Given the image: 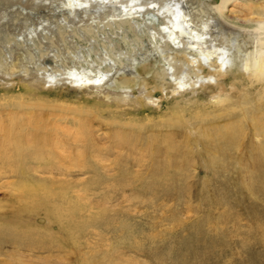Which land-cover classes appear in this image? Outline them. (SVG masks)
<instances>
[{"label": "rangeland", "instance_id": "rangeland-1", "mask_svg": "<svg viewBox=\"0 0 264 264\" xmlns=\"http://www.w3.org/2000/svg\"><path fill=\"white\" fill-rule=\"evenodd\" d=\"M66 1L0 0V53L24 51L14 40L28 22L96 27L115 14L75 15ZM109 42L67 36L32 61L58 73L127 54ZM47 73L0 79V264H264V133L252 129L264 108L236 87L204 106L195 96L216 87L148 89L139 107L131 87L53 84Z\"/></svg>", "mask_w": 264, "mask_h": 264}, {"label": "bare ground", "instance_id": "bare-ground-1", "mask_svg": "<svg viewBox=\"0 0 264 264\" xmlns=\"http://www.w3.org/2000/svg\"><path fill=\"white\" fill-rule=\"evenodd\" d=\"M162 1L67 0L65 3L69 11L75 15L91 10L101 15V10L109 7L113 8L115 14L112 13L113 18L109 22L96 27L79 28L65 20L54 22V25L51 22H40L38 25L37 22H28L32 28L14 40L24 51H19V48L11 44L5 54L0 53V79L33 76V79L39 81L41 74L48 72V81L53 84L67 81L78 88H98L104 85L131 87L137 92L133 103L139 107L148 98L145 94L148 89L180 92L216 87L215 91L204 97L195 96L194 101L207 105L226 101L228 90L236 87L245 92L242 100L246 105L259 106L262 110L264 0H260L263 2L261 4L257 0H212L211 3ZM230 4L246 6L247 11H242L245 15L236 14L230 18L227 14L232 11L228 9ZM6 28L4 30L8 31ZM87 34L96 36L99 41L109 39L111 47H117L118 38L127 45V54L119 57L112 55L105 58V61H97L91 58L92 55L90 59L83 58V61L72 58L69 65L64 63L66 70L58 73L49 70L45 64L32 61L33 56L43 55L47 43L53 44L57 39L65 42L67 36L81 39ZM131 41L133 44L129 46ZM24 54L29 61L24 62L25 58H21ZM250 94L253 95L251 104L248 100ZM127 98L128 95L121 96V100ZM253 125L256 134L264 133V110L261 119L256 118ZM3 130L1 132L6 134L13 132L11 126ZM18 138L15 136V140Z\"/></svg>", "mask_w": 264, "mask_h": 264}]
</instances>
